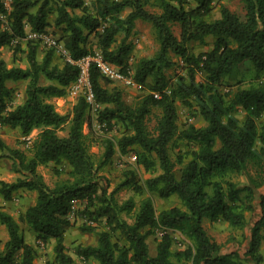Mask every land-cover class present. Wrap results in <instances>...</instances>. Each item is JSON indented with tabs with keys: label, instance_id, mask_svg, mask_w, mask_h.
I'll return each mask as SVG.
<instances>
[{
	"label": "trees",
	"instance_id": "trees-1",
	"mask_svg": "<svg viewBox=\"0 0 264 264\" xmlns=\"http://www.w3.org/2000/svg\"><path fill=\"white\" fill-rule=\"evenodd\" d=\"M213 1L197 0L196 8L185 11L190 0H177L179 8L170 0H157L158 8L163 9L161 14L148 12L144 0H96L98 7L96 15L92 16L84 11L82 0H9V6L5 5L4 0H0V15H7L9 19V27L0 30V48L10 46L14 40L26 43L24 50L28 64L23 69L9 68L0 59V128L19 130L21 136H28L33 126L43 127V131L39 133V160L30 161L27 170L28 176H35L17 179L12 183L0 181V185H3L0 192L9 201L18 189L37 193L36 205L24 212L19 221L30 225L37 241L44 244L54 241V264H73V259L66 254L64 244V235L71 227L67 216L73 201L86 202L83 214L88 219H105L112 231L119 230L120 237L127 242L119 246L113 243L110 232H100L98 247L77 248L76 254L85 260L93 259L97 264H187L190 260L192 264H241L239 252H224V246L206 233L203 222L215 221L217 216L223 215L226 219L231 218L234 226L246 227V213L254 211L255 190L264 184V181L253 180L251 186L238 188L234 182L224 181L230 189L228 203H225L223 193L219 191V182L225 176L234 175L245 168L251 170L255 164H259L253 147L257 136V121L264 116V85L258 86L256 83L264 73V0H242L246 20L221 6L220 17L209 21L207 18L212 12ZM133 4L135 11L121 17L125 9ZM34 8L35 13L32 12ZM76 9L82 10V14L74 15L71 11ZM51 16L52 26L62 32L64 47L74 60L94 53L86 47L90 35H94L97 43L104 48L111 47L119 30L118 27H112L113 20L117 25H127L124 28L126 35L132 30L135 21L147 22L153 28L159 43L158 53L154 58L144 59L139 63L134 78L140 84H146V80L151 77L153 85L150 89L158 91L160 99L152 95L146 96L139 103L135 115L131 111L132 105L124 101L120 88L113 91L97 87L100 73L95 66H91L90 81L97 103L117 105L115 109H101L96 119L97 124L103 125L101 128L106 132L111 131L115 125L124 126L116 144L111 140L103 141L104 153L98 164L88 157L82 140L88 111L82 97L77 99L79 103L74 106L67 137L61 138L56 133L57 128L68 118L58 114L49 100L67 95V87L76 79L77 68L68 63H63L60 67L52 65L54 57L51 49L41 61L38 60L39 46L36 42L27 40L24 31L25 23L34 32L45 31L50 26ZM175 23L180 26L179 38L171 31V25ZM208 37L214 40L209 52L197 56L190 54L191 43H204ZM14 49L15 52L20 50V44ZM131 50L132 46L123 40L114 55L102 53V56L109 64L121 69L120 65L125 67ZM170 55L180 58L186 65L187 78L180 77L174 87L171 86L170 94H167L162 90L168 86L164 72L173 64ZM241 66H245L253 75L247 88L240 87L242 81L236 79ZM197 74L203 77L200 83L195 81ZM41 79L58 82L62 87L58 88L55 83L41 85ZM105 80L111 85V81ZM224 80L234 81L238 89L233 91L230 86L227 93H222ZM10 81H27V86L23 103L5 116L3 113L8 110L7 99L11 95V89L7 87ZM190 98L196 101L198 114L207 122V126L196 128L189 125L179 130L176 102ZM237 105L244 111L243 128H240L241 120L233 116L238 109ZM153 108L162 110L154 128L158 132L156 136L147 131L146 124L147 116ZM225 119L226 123L223 122ZM132 131L135 135H128ZM174 138L197 147L190 154L194 159L178 171L169 154V144ZM260 139L264 143V132L260 133ZM137 144L144 152L136 156L135 165L143 166L152 175L145 181L151 193L162 199L178 196L191 215L179 207L156 214L152 200L146 198L140 202L135 223L130 226L121 219L120 213L128 214L134 209L132 200L119 204L115 193H107L104 188L99 197L93 199L101 188L102 177L99 176V171L111 161L114 148L118 147L122 156L135 149L133 146ZM5 147L23 163L25 153L11 150L0 138V149ZM33 147H36L35 143ZM62 160L74 165V172L68 175L88 174L87 183L56 181L55 187L46 185L37 173V168L49 161L59 164ZM198 161H203L205 166L201 167ZM128 165H125V178L115 191L130 187L141 190L136 187V170L128 168ZM157 168L164 169L163 174L157 175ZM209 182L217 191L212 201L204 203L207 196L204 186ZM242 191L247 193L244 197L246 203L243 208H237L236 202L240 200ZM259 208L260 217L250 230L244 257L253 256L264 242V196L259 199ZM0 224L7 227L8 235L12 237L9 241L11 248L0 258V264H13L14 256L21 254V249L24 257L22 264H34L35 251L25 243L20 234V225L3 211H0ZM157 227L163 229L165 234L156 245L155 255H151L147 244L149 232H145V229ZM166 231L179 232L182 236L188 235L194 239L197 245L195 257H192L191 246L172 251L173 239ZM256 259L259 264V258Z\"/></svg>",
	"mask_w": 264,
	"mask_h": 264
},
{
	"label": "rangeland",
	"instance_id": "rangeland-1",
	"mask_svg": "<svg viewBox=\"0 0 264 264\" xmlns=\"http://www.w3.org/2000/svg\"><path fill=\"white\" fill-rule=\"evenodd\" d=\"M82 1L84 3V6H83L84 11L86 13L92 15V16H95L96 11H97V7H98L96 0H82ZM144 1H145V9L148 12H151V13H159L160 12L159 8H158L157 0H153V3H151V4L149 3V0H144ZM4 3L6 6H9V0H4ZM221 6L228 8L231 12L237 14L241 18L245 14V6H244V3L242 0H214L212 3V8H213L212 12H211L210 16L207 18L209 21L218 19V18H216L217 14L220 17ZM190 9H192V8H190ZM126 11H127V9H125V11L121 14V17L126 16L125 15ZM71 12L74 15H78V16L82 14V10H80V9H76V10L71 11ZM49 23H50V26L47 27V29L45 31L40 32V33L50 34L56 40H58L59 44L64 45L63 40L61 38L62 32L52 26L53 16L50 17ZM7 27H9L8 16L7 15H5V16L0 15V30H5ZM24 31H25V35L27 37V40L36 42L38 44L39 47H38L37 57H38V60L41 61V59L44 57L46 52L50 49L42 46V44L40 43V41L38 39H28V35H30L34 31H32L31 28L26 23L24 24ZM171 31L174 34V36L179 38V36H180L179 24H176V23L172 24L171 25ZM131 34H136V36H137V39L135 41H129L128 42V44H130L132 46L131 53H133L134 50H139V49H143L147 52V55L142 56V57H138L137 62L135 64L131 65L132 67H135V69H136V67L139 65V63L142 60L151 59V58L155 57V55L159 51V43H158V40L156 38V35H155L151 25L149 23L143 22L141 20L135 21L134 26L128 35H131ZM128 35H125V40H127ZM93 40H95L97 42L96 37L94 35H90L88 37L86 47L91 49V51L95 52V49L93 47H89L90 45H92ZM18 43L20 44V50H17L15 52L14 47ZM213 43H214V40L212 38L206 39L204 43H198V42L191 43L189 45V52H190V54L195 55V56L202 54V53L209 52L213 47ZM25 47H26V43L18 42V40H14L10 46L0 48V59L4 60L9 68L10 67H21L22 69L26 68L28 66V64H27V61L25 58V56H26V52L24 50ZM51 50L53 51V57H54L52 60V65H56L59 67L62 66V64L65 63L62 53L59 51L57 52L54 49H51ZM131 53H130L129 58L127 59V61L125 63V67L121 68L122 71L125 73H129V69H130V63L129 62L132 60ZM170 59H171L173 64L171 67L166 69L164 72L165 79L168 82V86L162 90L164 92H166L165 89L171 88V86L174 87L176 81L180 77L187 78V68H186V65L182 62V60L180 58L174 56V55H170ZM252 76H253L252 73L250 71H248L245 68V66H241L239 68L238 75H237V77H240V78L237 79V77H236L237 80L242 81L241 85H239V86L243 88L245 80H248L249 77L251 79ZM261 77H264V73H262L260 75V78ZM132 78L134 79V85L133 86L120 88L123 92V97H124V101L126 102V104L134 105L137 102L140 103L146 96L152 95L153 92L159 93L158 91L150 89V87L153 85V80H152L151 85L149 86L147 84L148 79L146 80V84H140L134 78V76ZM195 81L197 83H200L203 81V77L200 74H197L195 77ZM249 82H250V80H249ZM40 84L46 85L49 83H48V81L41 79ZM136 85L141 86L142 89H144V88L147 89V94L144 95L143 99H141V92H138L136 90V87H135ZM26 86H27V81H16V82L10 81L7 83V87L11 89V95L7 99V107L8 108L12 104L13 101H15L17 99H20L22 101L24 100ZM230 86H232L231 89L233 91L238 89V87L233 82H228V81L226 82V80H224L222 83V86H221V92L227 93L228 91H224V89L229 90ZM232 90H230V91H232ZM166 93L169 94L168 92H166ZM159 95H160V93H159ZM64 96H67V95H64ZM56 98H58V97L51 98L49 100L53 104L55 109L56 108L63 109L64 104L67 103V104L72 105V112H73L74 106L77 104L76 99H71L70 97L67 96L66 101H64L63 103H57ZM176 108H177V113H178L177 125H178L179 130L185 129L189 125H193L194 127L198 128L196 126V124L199 122V118H201V117L198 114V107L196 106L195 100H193L192 98L186 99L185 101L177 100ZM72 112L65 111V112H63V114H61L60 112H57L58 114L67 116V118H68V120L64 123L65 125H67V128L64 129V128L59 127L56 130L57 135L61 138L67 137V135H68L69 127L71 125ZM243 113H244V111H243ZM160 115H161V111L159 109L153 108L151 110L150 114L147 116V121H146L148 129H154L155 128L156 120ZM97 116H98V114H95L94 111H89V110L87 111L86 118H85V124L83 126V135L84 136H85L86 132L88 134H93V135L95 134L93 121L95 119V124L98 125L96 122ZM233 116L239 120H242L244 118V115L241 117V109L240 108H238L233 113ZM189 121H192V123H189ZM62 131H66V135L60 136L58 134L59 132H62ZM99 131L104 133L106 136H108V134H113L112 136H108V138L106 140H111V141H113L114 144H116V141L120 138V136L122 134L121 128L118 125L117 126L115 125V127L111 131H108V132H106L101 127L99 128ZM31 132L28 136L31 135ZM39 133L40 132H38V136H39ZM19 137H23V136H21L19 134V132L16 130L5 128V127L0 128V138L11 150H18V151H21L23 153H26L29 149L24 147V146L28 144V141L26 139H19ZM101 146L103 147V144ZM32 147H33V145H32ZM103 149H104V147H103ZM177 149H179V151H175V157L173 158L171 153H172V151L177 150ZM196 149H197V147L195 145L186 144V142H183L178 138L175 139L171 143V147H169V154H170L171 160L175 164V169L177 171H178V169H180L177 167V165H182L184 163L185 158L187 156H190L191 152L196 151ZM114 150H115V153H114L111 161L108 162L107 164H105L99 171V176L102 177L101 181H103V184H101V181H100V185L102 188L106 189L107 193L114 192L115 193V199L118 203L120 200H122L123 203H125L126 201H129V200H132L134 202V209L130 213L125 214L131 218L133 213H134V215L136 214L138 207H139V204L143 200V199L139 198V196L142 195V193H141V190H139L138 188H137L138 190H136L133 187L123 188L119 191H115L117 186L120 185V183L124 180V178H125L124 173H125V169L127 167L122 169L120 172H116V168H118L120 165L119 162H120L121 154L117 153L116 147L114 148ZM130 152L135 154L136 149H133ZM103 153H104V150L102 152H100V150L98 149L96 153H92V156L97 157L99 159V163H101ZM129 153L122 155V157L128 156ZM6 159H7L6 157L0 156V167H2L4 163H6ZM59 164H52L48 172H45L40 166L37 168V173L42 177V179L46 185L49 186L50 183L54 184L56 182L55 178L61 175V171L57 167ZM126 164H127V162H125L124 165H126ZM135 170H136V175H137V177L135 178V181H137L136 187H140V181L141 180H143L145 183V181L147 179L152 177V175L149 172H147L144 169V167L141 165H139V168L135 169ZM102 172H107L108 175H103V174H101ZM113 173H115V175H113ZM0 181H4L6 183H12L13 182L12 180H0ZM127 189H132L138 195L137 196L129 195L127 192ZM26 192L28 194L35 193V192H30V191H26ZM261 196H264V184H263V186H261L260 188L255 190V198L253 200L254 211H252L251 213L250 212L246 213L247 231L244 233V238H246L248 241H249V237H250V230H251L252 226L255 224V222L260 217L259 199ZM12 198H13V195H12ZM12 198H11V200H12ZM24 198L25 197L23 194L19 196V199H21V200H23ZM147 198L152 200L156 214L163 211L165 208V205L161 204L160 201H169L171 199V197L168 199H162V198L158 197L155 193H153V195H150ZM35 199H36V197H35ZM119 204H121V203H119ZM73 205H74V210H71L69 215L67 216L70 223H71V227L67 230V232H66L67 235H64V244L66 247V254L69 255L73 259V264H97L93 259L85 260L83 257H79L76 254L77 248L79 246H82V247L95 246V244H93L91 241H92L93 236L96 237V240L98 239V234L100 233V232H98V229H100V228H110L111 229V231H110L111 236H113V234L116 231H112V228L106 224L105 219H99V220L88 219V217H86V215L83 214L85 209H86V202L78 203V201H76ZM23 213L24 212H21L16 217H14L11 214L10 215L13 217V219L15 221H17V220H19V217ZM81 220H83V223H81ZM125 221L127 222V220H125ZM209 223L210 222L207 220H205L203 222V227H204L206 233L209 235V237L214 239L217 243L222 244L224 246V252L228 253V252L237 251V252H239L241 257H242V255L244 257V253L247 250V248L244 249L243 253H242L241 249H239V248H228V247H226L228 240L225 237L209 234V232H208ZM20 224L24 225V227H20V230L23 233L22 236H23L25 243H27L26 240L29 237H31L32 243H27V244L32 246L34 251H35V258H34L33 263L34 264H54V253H53L54 241L50 240L49 242H47L45 244L42 243L41 241H37L36 235L31 231V229L23 223H20ZM4 232H5V227L0 224V243H4ZM145 232H149L148 238H147V244L149 247V252L151 255H155L156 245L161 240L162 236L165 234V231L163 229L157 227V228H152V229L146 228ZM166 233H168L173 239V242L171 245L172 251H180V250L186 249V248L180 247V245L184 243V239H183V236L179 232L166 231ZM121 240H123V239L120 236H117L115 243H117L119 246H123L124 244L122 245L120 243ZM77 241H79V243ZM262 244H264V242H262ZM173 245H175L176 247H173ZM247 247H248V245H247ZM49 249H50V251H49ZM17 255L18 254H16L14 256L13 264H15V257ZM74 257H76V259H74Z\"/></svg>",
	"mask_w": 264,
	"mask_h": 264
},
{
	"label": "clouds",
	"instance_id": "clouds-1",
	"mask_svg": "<svg viewBox=\"0 0 264 264\" xmlns=\"http://www.w3.org/2000/svg\"><path fill=\"white\" fill-rule=\"evenodd\" d=\"M171 3H173L175 5V7L179 8L180 5L179 3H177V0H170ZM149 3H153V0H149ZM198 6L197 4V0H190L189 4H187L185 6V11H188L190 8H196ZM38 7V6H37ZM135 11V7L134 4L131 7L127 8V11L125 12V15H128V13H132ZM159 11L161 12V14L163 13V9H159ZM32 12L35 13L36 9H32ZM219 18L218 14L217 17ZM247 17L246 16H242V20H246ZM112 23V27L113 28H117L118 27V31L116 33V36L114 38V42L111 44V47L108 48H104L102 44L97 43L95 40H93L92 45H90L89 47H93L95 49V54L97 58H102V53L103 54H115V52L121 47V41L125 40V32H124V28L127 27V25L121 24V25H117L116 21H111ZM102 31V30H101ZM137 39L136 34H131L127 36V40H125V43H128L129 41H135ZM207 39H211V37H208ZM235 46V45H234ZM83 47V45H82ZM147 55V52L143 49H139V50H134L133 53H131L132 56V60L129 62L130 63V69H129V73L127 77H121L118 80H113L111 85L108 84L105 80V76L104 73L101 72L98 75L97 78V87L102 89V90H115L117 88H121L124 86V82L125 80H127L128 82H131V78L135 75V67H132V64H135L138 60V57H142ZM105 63H110L109 61H105ZM110 66H112L114 68L115 71H119V68L116 67V65L114 64H110ZM120 67H123V65H120ZM240 77H237V79H239ZM249 80H245L244 83V87L247 88L249 87ZM48 83L52 84L55 83L56 86L62 87L61 85H59L58 82H53V81H49ZM152 83V78L149 77L147 84L150 86ZM234 83V81H233ZM258 86L264 85V77H261L260 81L256 82ZM136 90L138 92H141V99H143L144 95L147 94V89L144 88L142 89L141 86L136 85ZM166 92H168L170 94L171 92V88L165 89ZM224 91H228V89H224ZM94 93L89 92L87 90H85L82 93V98L91 101L95 104V108H94V113L98 114L99 111L103 108H113L115 109V107L117 105L115 104H101V103H95L94 101ZM153 96L156 97V99H160L159 93H152ZM194 99V98H193ZM57 103H63L64 101L67 100V96L64 97H58L56 98ZM231 98H229L230 102ZM77 103H79V100L76 101ZM23 101L20 99H17L15 101L12 102V104L9 106L7 112L3 113V115H7L8 112H12L15 110V107L17 105L22 104ZM139 107V102H137L136 104L132 105L131 111L133 112V115H135L136 113V109ZM237 108H240V105H237ZM55 111L60 112L61 114H63V112L67 111V112H72V105L71 104H64L63 109L61 108H56ZM161 115H162V110H161ZM244 115L243 110L241 109V117ZM229 116H231V113L229 114ZM262 121H264V116H262L260 118V121H257V136L255 138V145L253 147V151L257 153V159L259 160V164H255L251 170H248L247 168L242 169L241 172L236 173L234 175H230V176H225L223 180H221L219 182V191H221L223 193V197H224V201L225 203H228V194H229V187L228 184L225 183L224 181H232L235 183L236 187L238 188H242L243 186L247 185V186H251V181L253 180H260V181H264V151H261V149H264V143H262L261 139H260V133L264 132V123H262ZM224 123H226V119L223 121ZM189 123H192V121H189ZM94 124V135L93 134H88L87 132L85 133V136L82 137V140L84 142L85 145V149L88 153V157H91L92 161L96 164L99 163V159L97 157L92 156V153H96L97 150L99 149L100 152H102L104 149L101 146L102 142L104 140H106L108 138V136H112L113 134H108V136H106L104 133L99 131L100 127H103V125H96L95 124V119L93 121ZM121 131L123 130L124 126H120ZM126 126V125H125ZM196 126L198 128H202V127H206L207 126V122L204 121L202 118H199V122L196 124ZM61 128L66 129L67 125L65 124H61L60 125ZM240 128H243V122L241 120L240 122ZM19 131V130H17ZM43 131V127H36L33 126L32 132L30 136H23V137H19V139H26L28 140V144L25 145L24 147L28 148L29 150L25 153V158L23 159V163H21V160L17 157L12 156L11 151L5 147L3 149H0V156L6 157V163L3 164L2 167H0V180H12L13 182H15L16 179H26V178H33L35 176V174H32V176H28L27 175V170H28V166H29V162L33 161L34 159L39 160L38 157V152H39V144L41 142L40 137L38 136V132ZM147 131H151L152 136H156L158 135V132L155 131L154 129H148ZM60 136H64L66 135V131H62L58 133ZM147 134V132H146ZM128 135H135V132L132 131L130 133H128ZM151 138V137H150ZM175 139V138H174ZM35 143L36 147H32V145ZM136 149V153H129L128 156L123 157V159L126 160H135L137 155H140L142 152H144V149L140 146V145H134L133 146ZM169 147H171V142L169 144ZM175 151H179V149L172 151V156L173 158L175 157ZM117 153L119 154V149L117 147ZM194 159V157L191 156H187L184 160L183 165H177L178 168H183L184 166H186L187 164L190 163V161ZM200 163L201 167H204V162L203 161H198ZM55 161H49L47 164H42L40 165V167L45 171L48 172L51 165L54 164ZM60 171H61V175L56 177V181H64V182H84L87 183L88 181V174H84V175H80V174H73V175H68V173H72L74 172V165L73 164H69L67 163V161H61V163L57 166ZM125 168L124 164H120L118 168H116V172H120L122 169ZM128 168L130 169H138L139 165H135V164H131L129 163ZM155 172L157 175L163 174L164 169L162 168H157L155 169ZM50 174V173H49ZM101 174L103 175H108L107 172H102ZM113 175H115V173H113ZM38 179V177H37ZM98 179V177H97ZM177 180H179V176H177ZM101 184H103V181H101ZM0 187H3V185H0ZM49 187H55L54 184L50 183ZM140 188H141V193L142 195L139 196L140 199H145L147 197H149L150 195H153V193H151L148 185L146 183H144L143 180L140 181ZM103 191V188L101 187L100 189L97 190V192L95 193V195L93 196V199L95 200L96 197H99L100 192ZM204 191L207 193V196L205 197V201L204 203H208L210 201H212L215 198L216 195V191L217 189L213 186V184L211 182H209L208 184H206L204 186ZM127 192L129 195L132 196H137L138 194L133 191L132 189H127ZM24 195V199L21 200L19 199L20 195ZM37 193H31L28 194L26 192V190L24 189H18L16 192L13 193V198L11 201L6 200L2 194V192H0V211H3L5 213L11 214L14 217L18 216L21 212H26L29 208L34 207L37 203L35 197H36ZM247 195L246 192H241L240 193V200L238 202H236V207L237 208H243L244 204L246 203L244 200V197ZM73 203H75V201H73ZM119 203H123L122 200L119 201ZM161 204L165 205L164 210H168L171 207H179L183 212L188 213L189 215H191V213L188 210V207L186 206V204L180 200V198L176 195H173L171 197V199L169 201H160ZM120 217L123 220H127L128 225H133L135 223V215L133 213V215L131 216V218L127 215H125L123 212L120 213ZM16 223L18 225H20V227H24V225L20 224V221L17 220ZM81 223H83V220H81ZM28 227H30V225H28ZM111 229L110 228H100L98 229V232H110ZM247 231V228L245 226H234L232 223V219L231 218H225L223 215H219L217 216V218L215 219V221H212L209 223L208 225V232L210 235H218V236H223L228 240V243L226 244V247L228 248H239L241 249L242 253L243 250L247 248L248 245V240L246 238H244V233ZM23 234V233H20ZM65 235H67V233H65ZM120 236V231L117 230L113 236H112V241L113 243L116 242V237ZM184 239V243L180 245L181 248H188L189 246H191V252H192V257H195L196 254V242L194 239L189 238L188 235H184L183 236ZM12 240V237L10 235H8V231H7V227L5 226V232H4V243H0V258L3 257V255L7 254V252L9 251V249L11 248V244L9 243V241ZM27 243H32L31 237H29L26 240ZM79 243V241H77ZM93 244H95V246H99V244L97 243L96 237L93 236L92 241ZM120 243L126 244L127 242L124 240H121ZM7 245V247L5 246ZM173 247H176L175 245H173ZM50 251V249H49ZM21 254H18L15 257V264H22V261L24 259L22 253H23V249L20 250ZM118 255V253H117ZM259 258V264H264V244H262V246L256 251V253L253 254V256L250 257H243L242 255V259H241V264H257V259ZM74 259H76V257H74ZM187 264H192L191 260L187 262Z\"/></svg>",
	"mask_w": 264,
	"mask_h": 264
},
{
	"label": "built area",
	"instance_id": "built-area-1",
	"mask_svg": "<svg viewBox=\"0 0 264 264\" xmlns=\"http://www.w3.org/2000/svg\"><path fill=\"white\" fill-rule=\"evenodd\" d=\"M28 39H38L40 43L42 44V46L49 48V49H54L57 52L58 51L61 52L63 55L64 62L71 64L77 68L76 79L67 87V96L70 97L71 99L77 100L79 97H82V93L85 90L94 93L92 90V84L90 81L91 66H95L97 70L99 71V73L103 72L105 79L111 82L113 80H118L121 77L128 76V73L121 71V69H119L118 72L115 71L114 68L110 66L109 63H105L103 56L102 58H97L95 52L93 54H87L85 56L80 57L77 60H74L70 56L69 52L65 49L64 45L59 44L58 40H56L50 34L33 32L30 35H28ZM133 85H134V79L131 78V82H128L127 80H125L123 88L130 87ZM154 98L156 97L154 96ZM84 101L87 104L88 110L94 111L95 104L86 99H84ZM94 101L95 103H97L95 95H94ZM124 161L127 162V164L129 163L136 164V159L129 161V160L123 159V157L121 156L119 164H125ZM73 204L74 203H72L71 210H74Z\"/></svg>",
	"mask_w": 264,
	"mask_h": 264
}]
</instances>
